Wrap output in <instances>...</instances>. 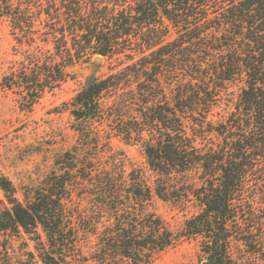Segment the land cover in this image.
<instances>
[{
  "label": "trees",
  "instance_id": "obj_1",
  "mask_svg": "<svg viewBox=\"0 0 264 264\" xmlns=\"http://www.w3.org/2000/svg\"><path fill=\"white\" fill-rule=\"evenodd\" d=\"M0 19L32 48L19 84L1 78L28 107L75 64L109 66L72 111L106 127L20 197L0 176V236L27 234L41 264H152L184 239L203 264H264V0H0ZM154 198L195 211L173 231Z\"/></svg>",
  "mask_w": 264,
  "mask_h": 264
},
{
  "label": "rangeland",
  "instance_id": "obj_2",
  "mask_svg": "<svg viewBox=\"0 0 264 264\" xmlns=\"http://www.w3.org/2000/svg\"><path fill=\"white\" fill-rule=\"evenodd\" d=\"M31 49L24 37L20 40L8 20L0 19V176L12 181L19 197L21 187L36 185L54 170L56 160L76 143L79 129L106 127L96 121H77L72 115V111L78 109L75 106L77 94L95 78H102L109 72L105 59L100 57L99 62L95 61L99 56L89 63L68 68L66 80L44 92L31 107L24 102L22 89L8 90L1 85L5 74L13 73L19 84L29 73L31 65L27 63L26 54ZM111 144L132 162L146 166L138 144L126 145L117 138H112ZM152 208L173 231L181 229L184 217L195 211L193 207L181 210L158 198H154ZM33 244L24 233L0 236V264H41L37 257L32 259L29 255ZM79 258L80 261L69 264H99L86 261V256ZM203 261L197 242L184 239L164 251L152 264H203Z\"/></svg>",
  "mask_w": 264,
  "mask_h": 264
},
{
  "label": "water",
  "instance_id": "obj_3",
  "mask_svg": "<svg viewBox=\"0 0 264 264\" xmlns=\"http://www.w3.org/2000/svg\"><path fill=\"white\" fill-rule=\"evenodd\" d=\"M95 61L99 62L100 61V56L99 57H95Z\"/></svg>",
  "mask_w": 264,
  "mask_h": 264
}]
</instances>
